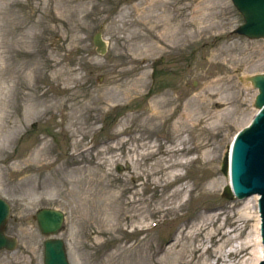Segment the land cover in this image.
Here are the masks:
<instances>
[{"label": "rangeland", "instance_id": "1", "mask_svg": "<svg viewBox=\"0 0 264 264\" xmlns=\"http://www.w3.org/2000/svg\"><path fill=\"white\" fill-rule=\"evenodd\" d=\"M157 18L177 29L163 26L152 48L146 33ZM241 22L231 0H0V197L11 208L6 233L18 241L0 264H43L48 235L34 218L42 207L65 214L56 236L70 264H249L242 259L259 233L257 200L225 197L229 175L221 172L227 146L256 112L248 77L264 72V39L232 33ZM131 78L138 93L125 96ZM162 94L174 98L170 116L146 128ZM150 139L159 146L146 159ZM174 143L192 151L176 154L188 162L175 167L184 179L168 190H194L190 201L181 195L182 209L168 210L158 178L166 171L146 168ZM133 193L145 201L136 214ZM208 211L218 218L200 228ZM220 225L225 237L211 238Z\"/></svg>", "mask_w": 264, "mask_h": 264}, {"label": "water", "instance_id": "2", "mask_svg": "<svg viewBox=\"0 0 264 264\" xmlns=\"http://www.w3.org/2000/svg\"><path fill=\"white\" fill-rule=\"evenodd\" d=\"M241 13L244 22L234 32L248 38H264V0H232ZM96 51L104 53L106 44L100 33L93 38ZM248 80L258 89L254 105L259 110L253 120L236 135L230 157L225 152L221 161V172L226 174L230 163L231 187L225 186L223 195L239 199L253 194L259 195L258 210L261 218L260 232L263 257L258 264H264V74L250 75ZM9 204L0 198V250H12L16 239L5 235L9 216ZM38 226L44 234H56L63 222V212L58 209L42 208L35 215ZM43 264H69L64 242L60 238H48L43 245Z\"/></svg>", "mask_w": 264, "mask_h": 264}, {"label": "bare ground", "instance_id": "3", "mask_svg": "<svg viewBox=\"0 0 264 264\" xmlns=\"http://www.w3.org/2000/svg\"><path fill=\"white\" fill-rule=\"evenodd\" d=\"M204 9H205V7L202 10L204 11ZM203 11H201V12L203 14H205ZM168 20L171 21V23L174 21L172 18L171 19L169 18ZM161 21L162 20L160 18H157V26H154L152 24V22L151 23L147 22V25L152 24V27L150 28V31H147V33H146V37H147L146 41L149 42L151 39L150 45L152 48L156 47L155 46L156 43L162 42L160 40L163 38L164 33H165L163 26L165 27V25H166V28L169 29L168 31L171 32V35L174 34V31L177 29V27L175 25L170 26L168 21L166 23L164 20L165 24H163ZM192 21H193V19L189 20L188 24L191 23ZM134 25H137V23ZM152 28L157 29V32H160V34H157V36L155 35V33L153 34V32H151ZM155 39H157L159 41H157V42L153 41ZM19 42L21 43V40H19ZM144 46H145V43H144ZM146 48H148V47H146ZM28 62H31V61H28ZM128 72H129L128 70H125L123 72L121 78L126 77ZM128 76H129V74H128ZM144 83H145V81H144ZM137 84H138V79L136 80V79L131 78L127 83H125L124 85L121 86L122 87L121 88L122 93L125 96H128L129 94H132V93L134 95H136L138 93V91H137L138 85ZM99 99H100V96L99 95L96 96L95 105L97 103H99ZM173 99L174 98L167 96V94H164L163 96H161L159 98L157 97L155 100H153L151 110L149 109L148 116L143 120L142 125L146 126V128H148L150 126L155 127L156 125H158L159 119H161L160 121L165 122L166 118H168L170 116V113H168L166 115L165 111L170 109V107L174 101ZM60 103L61 102L58 103V101L55 102L54 107L57 105H60ZM0 104L2 105L3 108L6 107V105H7L6 101L3 99L1 100ZM137 117H138V115H136V116L134 115V117H133L134 121H136ZM216 117H218V116L214 117L215 120L217 121ZM184 141L185 140H181V144L184 143ZM158 146H159V144L156 143L155 140H153V139L148 140L146 142V148H145L146 151L143 153L144 156H146L145 158L148 159L151 154H154L156 151L154 148L158 147ZM191 151H192V149L189 147H181L180 148L175 143L169 144L168 147L164 148L163 152L161 153L163 155L162 158L158 159V161L154 162L151 166L146 168V170L148 171L149 175L159 174V173L166 171L162 176H160L158 178H159V182L162 183L163 187L167 188V190H168V188L170 186H172L176 183H180L184 179V177L177 171L179 169H177L175 167H181L182 165H184V167H185V164H187V162H188V160H179L178 161L176 154L178 152H181L182 154H184V156H187L189 153H191ZM182 159H183V157H182ZM133 165L134 166L138 165V163H136V160L133 161ZM218 182H219V180L217 178H215L211 181V184L216 187L218 185ZM193 185L194 184H192V183L191 184L185 183L183 185L180 184L178 187L173 189L172 192H170V190H168V192H170V193H166L163 196L162 203L164 205H174V206H170L166 209H168V210H175V209L179 210V208L182 209L183 203L180 200L181 195L186 193V195H188V199L186 200V202L190 201L192 199V192L194 190ZM252 198H254L256 200L257 196H253ZM138 201H140L141 203L145 202L143 199L136 198V194L133 193L130 200L128 201L130 213L136 214L138 211L141 210V208L137 204ZM209 209H211V208H207V210H209ZM217 218H218V214H216L213 211H208V212L200 214V216L197 218L198 220L196 222V225H198L200 228L208 227L209 225L212 224L211 221L213 219L217 220ZM225 235H226V232L223 231V228L221 227V225L218 226L215 229V231L213 230V231H210V233H209V236H211V238H216V236H219L220 239H222L225 237ZM176 242L177 241L173 240V242L169 246H167L166 249H168L172 245H175ZM254 243H255L254 247L249 252V254H250L249 257H244L242 259L243 261H245V260L247 261V259H248L249 264H256L258 262V260H260V258H261V244H260L259 233L256 234ZM247 247H248V244L245 243V245L241 246L240 249L234 248L235 250H233V252L235 253V255H237L238 253L242 252L243 250H246ZM207 249L208 248H206L205 251H207ZM194 251L195 252L199 251V254H203V252L201 251V248H199V247H194ZM221 251H222V249L220 250V253L222 255H224V253H222ZM154 252L157 253L156 250ZM228 253H232V251L228 252ZM143 257H145V256H143ZM242 263L246 264V262H242Z\"/></svg>", "mask_w": 264, "mask_h": 264}]
</instances>
